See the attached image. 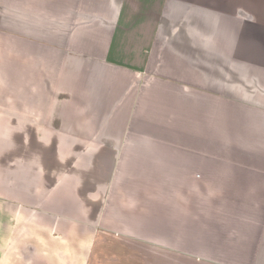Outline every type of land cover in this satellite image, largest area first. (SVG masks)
Returning a JSON list of instances; mask_svg holds the SVG:
<instances>
[{
	"label": "crops",
	"instance_id": "1",
	"mask_svg": "<svg viewBox=\"0 0 264 264\" xmlns=\"http://www.w3.org/2000/svg\"><path fill=\"white\" fill-rule=\"evenodd\" d=\"M95 1L0 0V264H264V0L110 1L78 66Z\"/></svg>",
	"mask_w": 264,
	"mask_h": 264
},
{
	"label": "rangeland",
	"instance_id": "2",
	"mask_svg": "<svg viewBox=\"0 0 264 264\" xmlns=\"http://www.w3.org/2000/svg\"><path fill=\"white\" fill-rule=\"evenodd\" d=\"M97 1H99V0H97ZM97 1H95V2H97ZM110 1L117 2L120 0H104V1L102 0V3L100 4V9H98L96 7L97 3L96 4H94V3L90 4L89 16H88L89 20L87 22V27H88L87 34L93 40H91V41L87 40L85 42L86 47H83V49H82V46L80 44L78 47L75 48V51L73 54V59H74V63L77 64L78 66L80 65L79 63H81L83 61H85V62L93 61L94 62V60L97 59V57H95V55H93L92 53H89L90 55H87V53H85L87 51L88 47L98 48L99 47L98 43H99L101 46H105L107 48L109 47V49H111L110 47L112 46V48H113V45L115 43V37H118V36L123 37L124 36L125 31L123 30L121 32L120 28H122L123 27L122 24L124 22H126V20L124 18L128 17V10H125V7L122 8V5L120 7V10H118L114 7H111L112 4ZM172 10H173V7L170 8V13L172 12ZM132 11L135 13L134 17H141L143 19L142 16H146L145 8H138V9H134ZM153 12H161V9L160 10L155 9L154 11L150 10L149 17L152 16L151 14H153ZM114 23H115V25H114ZM145 25H146V27L143 28V35L141 36V38H143L145 41L148 42L151 38L152 33H153L155 35L154 37L157 39V42L159 44H161V46L163 47L164 42H162V39L159 40V36L157 35V33L152 32L151 26H153V24L147 23ZM170 29H172L173 31H176L177 26H170ZM169 31L172 32L171 30H169ZM159 33L161 36L160 31H159ZM126 34L128 36L127 31H126ZM98 37H100V40H97ZM165 38H166V36H165ZM158 43L154 42V44H158ZM100 48L103 49L102 47H100ZM145 49L148 50L147 51L148 53L151 51V48L149 46H147ZM111 54H112V51H111ZM161 54L162 55L160 57H158L156 55V53L153 51V57L150 58V61L153 62L154 60H157V61H154V63H157L160 60L162 63H165L167 60L166 56L163 53H161ZM111 59H112V57H110V58L105 57L106 61H108L109 63H114L113 60H111ZM101 60H103V59H101ZM97 61H99V60H97ZM111 76H112L111 73H106V75H105L106 78L111 77ZM17 93H18V91L16 90V92L15 91H14V93L9 92L8 94H14L15 96H17ZM63 94L65 95V93H63ZM0 95H1V93H0ZM77 96L80 98L78 99L77 103H75V106L77 105L76 110L79 112L96 114L98 112L108 111L103 104L98 105L95 101H94L95 103L92 102V103L88 104V103H85L87 100L83 99L79 93ZM8 107L12 108L14 106L12 105V106H8ZM62 107H63V109H60V105H59L58 110L64 111L66 109L65 105H63ZM0 108H1V106H0ZM239 172L241 173L242 170H239Z\"/></svg>",
	"mask_w": 264,
	"mask_h": 264
}]
</instances>
